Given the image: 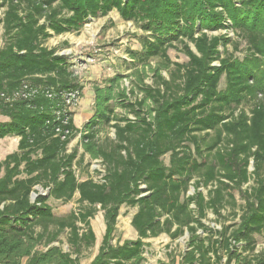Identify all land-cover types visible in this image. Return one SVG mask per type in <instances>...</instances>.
I'll return each instance as SVG.
<instances>
[{
    "label": "trees",
    "instance_id": "16d2710c",
    "mask_svg": "<svg viewBox=\"0 0 264 264\" xmlns=\"http://www.w3.org/2000/svg\"><path fill=\"white\" fill-rule=\"evenodd\" d=\"M112 11L145 36L127 51L128 75L92 86L78 129L71 107L83 86L64 47L47 42ZM0 28V139L19 138L0 162V264H80L97 207L105 233L90 264H143L145 240L162 234L187 235L181 264H264V0H0ZM176 45L185 63L169 58ZM76 136L79 155L67 152ZM85 156L102 166L97 181L76 176ZM234 192L236 222L208 227V211L236 206ZM76 193L78 212L55 216L47 200ZM122 206L136 210L137 239L112 245Z\"/></svg>",
    "mask_w": 264,
    "mask_h": 264
},
{
    "label": "rangeland",
    "instance_id": "374dc122",
    "mask_svg": "<svg viewBox=\"0 0 264 264\" xmlns=\"http://www.w3.org/2000/svg\"><path fill=\"white\" fill-rule=\"evenodd\" d=\"M221 32V34H228L231 38L232 44L227 45L228 52H233L232 45L236 42L237 51L234 55L238 58H242L245 54V44L242 41L236 39L235 34L230 31ZM2 30L0 28V36ZM216 33L215 35H218ZM145 36L137 25L131 22L123 21L119 15L112 11L106 17L93 18L83 26V28L74 34H66L58 37H53L47 42L48 47H64L60 53L68 55L73 63V69L83 86V93L72 105L71 110L73 112V118L80 114L81 121L77 122L78 128L85 120L88 114L92 113L93 96L90 98V91L92 86L96 84H102L108 78L113 77L115 74L128 75L130 73V60L127 56L128 50H140L139 39ZM67 43V46H64ZM1 44V42H0ZM63 44V45H62ZM192 48V46H190ZM222 51V48H220ZM169 58L173 62L185 63L186 57L182 54L180 46L175 49L168 50ZM154 64V63H153ZM167 77L166 72L162 73ZM150 83V79L146 80ZM122 85L127 87V80H123ZM224 88V78L222 77L219 89ZM249 106H244V110L248 111ZM112 136V134H111ZM79 137L76 136L69 144L68 149H71L77 144ZM102 166L98 161L90 162L87 158L84 163L76 169V176L79 180L86 178H92L97 181L99 176L96 172H101ZM253 171L252 162L248 167V173ZM252 181L249 180L248 184L243 185V190L248 186H251ZM38 193L45 195L46 192L41 188H37ZM200 191L206 195V190L201 188ZM194 193V189L190 187L188 195ZM235 204L232 209L230 206L224 207L221 210L220 217H216L211 211L207 212L205 224L210 228H220L221 223L233 224L236 222V215L240 213L242 206L241 194L234 192ZM34 199V194L32 195ZM48 205L53 210V213L59 215H68L69 212L77 213L80 206L77 203V196H75L70 202L64 204V202H58L49 200ZM134 210L131 208L122 206L119 211L117 224L113 232L112 245L122 244L124 241L136 240L137 236L133 228L130 225V219ZM89 225L95 236V242L92 247L84 250L80 256V264H90L91 261L98 253V249L101 245L102 237L105 233V222L103 219V213L97 207L93 217L89 220ZM80 228L83 226L78 223ZM258 249L264 246V241L261 236H257ZM66 235L60 236L61 248L63 251H69L68 245L65 242ZM188 240L187 235H184L176 241H170L166 236L160 235L156 238L145 240L144 247V263L143 264H181V256L186 251V242ZM224 261L221 262L223 264Z\"/></svg>",
    "mask_w": 264,
    "mask_h": 264
},
{
    "label": "crops",
    "instance_id": "0c3cea01",
    "mask_svg": "<svg viewBox=\"0 0 264 264\" xmlns=\"http://www.w3.org/2000/svg\"><path fill=\"white\" fill-rule=\"evenodd\" d=\"M82 93H83V90H82ZM90 98L92 99V96H93V91L91 90L90 91ZM93 113V112H92ZM92 113H91V111H90V113L88 114V116H86V118H85V120L81 123L82 125L80 126V128H78V126H77V122H79V121H81V116H80V114H78L77 115V117L75 116L74 118H73V123H74V126L76 127V128H78V129H81L82 128V126L91 118V116H92ZM8 118L7 117H4V116H1L0 115V123H6V122H8ZM18 141H19V138L18 137H16V136H6V137H4V138H2V139H0V162L1 161H3L4 159H5V157L7 156V155H9V154H11V153H14V152H16L17 151V148H18ZM71 142H72V140H71ZM70 142V143H71ZM69 143V144H70ZM69 144L67 145V152H71V150L72 149H74V148H77V150H78V155L79 154H81L82 153V149L80 148V146H77V144H78V141H77V144L75 145V146H73L71 149H68V146H69ZM87 158V156H85V159ZM37 188H40V187H37ZM37 188H36V190H37ZM75 196H77V199H78V197H79V195L76 193L75 195H74V197ZM73 197V198H74ZM53 200V201H58V202H61V201H59V200H54V199H52V198H49L48 200H47V203H48V201L49 200ZM70 202V201H69ZM65 204V203H64ZM132 209V208H131ZM132 210H134V212H133V214L135 213V208L134 209H132ZM52 212H53V210H52ZM70 213V212H69ZM68 213V214H69ZM55 216H58V217H62V216H66V215H59V214H55V213H53ZM133 214H132V216H133ZM90 220V219H89ZM131 220V219H130ZM135 232V231H134ZM65 235H66V233H64ZM162 235H164V234H162ZM137 236V235H136ZM164 236H166V235H164ZM159 237V236H158ZM167 237V236H166ZM168 238V237H167ZM151 239V238H150ZM169 239V238H168ZM66 240V239H65ZM144 255V254H143Z\"/></svg>",
    "mask_w": 264,
    "mask_h": 264
},
{
    "label": "built area",
    "instance_id": "2783aa9c",
    "mask_svg": "<svg viewBox=\"0 0 264 264\" xmlns=\"http://www.w3.org/2000/svg\"><path fill=\"white\" fill-rule=\"evenodd\" d=\"M102 171V170H101Z\"/></svg>",
    "mask_w": 264,
    "mask_h": 264
}]
</instances>
